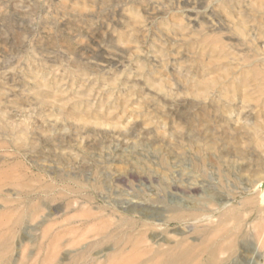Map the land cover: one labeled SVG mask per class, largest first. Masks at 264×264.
<instances>
[{
  "label": "rangeland",
  "instance_id": "rangeland-1",
  "mask_svg": "<svg viewBox=\"0 0 264 264\" xmlns=\"http://www.w3.org/2000/svg\"><path fill=\"white\" fill-rule=\"evenodd\" d=\"M263 188L264 0H0V264H113L126 217L264 264Z\"/></svg>",
  "mask_w": 264,
  "mask_h": 264
},
{
  "label": "bare ground",
  "instance_id": "bare-ground-1",
  "mask_svg": "<svg viewBox=\"0 0 264 264\" xmlns=\"http://www.w3.org/2000/svg\"><path fill=\"white\" fill-rule=\"evenodd\" d=\"M46 187L47 189L50 188V186ZM261 191L262 193H264V188ZM214 205V208L211 209V213H209V211L207 212L206 210H202V213H192L189 217L195 220L196 222H208L214 217V213L216 211L225 209L227 203L224 202L223 199H218ZM34 208V206L33 208H28L31 210V216H33ZM199 210L200 209L196 208L195 212ZM24 215L25 213H22L20 215V217L16 220V224H22L24 220ZM227 215L228 212L222 210L220 212L219 218L222 219L224 216ZM120 220L121 221L119 223L117 222L111 225V227L114 226L112 231L107 232L106 229H101L98 233V235L102 239V244L114 241L115 245L117 244L119 246L118 251H116L115 253L111 252L115 250L114 247L107 248L108 253H110L109 261H111V263L113 262V264H186L187 262L191 261V259L198 257L201 251L206 252L207 254L205 264H220L219 254L232 252V250L236 246L238 238L237 232L232 231L230 237L227 240L228 242L226 241L227 244L224 242V237L220 240L213 241L210 236H206L203 240L199 241L198 244H187L188 238L186 237H182L176 243H171V241H169L166 237H163L158 233L153 234L151 238L146 236V230L149 229V223L148 221H144L140 232H138L137 234L138 237L133 244L132 250L125 254L127 251L126 249H128V247H126V239L123 240L121 236L118 238L116 236L117 234L115 233V231L122 228L123 226L125 228V225L127 226V228H133L134 225H132V221L128 217ZM156 220L160 221L161 219L156 218ZM124 233L126 234L127 231H124ZM147 239L151 242L147 243ZM141 241H143V243L146 242L145 246L140 247V245L142 244ZM137 247L140 250H138L137 254L135 253L134 257L133 253L137 250Z\"/></svg>",
  "mask_w": 264,
  "mask_h": 264
}]
</instances>
